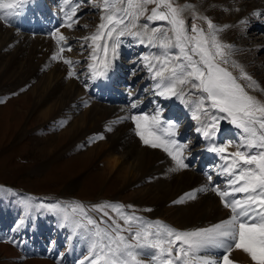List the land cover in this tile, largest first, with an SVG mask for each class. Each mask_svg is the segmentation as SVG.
<instances>
[{
  "label": "rangeland",
  "instance_id": "1",
  "mask_svg": "<svg viewBox=\"0 0 264 264\" xmlns=\"http://www.w3.org/2000/svg\"><path fill=\"white\" fill-rule=\"evenodd\" d=\"M29 2L32 4H25L28 6H25L23 10L21 9V13H24L13 16L17 17V21L10 19L5 22L0 20V24L4 27L0 26L3 28V31L0 30V39H3V42H0V61L12 58L4 47L13 42L20 45V57L23 62V68L19 66L5 70L0 64V264H65L66 254L69 250L68 244H70V247L72 245L76 246L74 250L80 255L75 260L76 262L71 261V263L80 264V261H84V264H89L85 257L88 256L92 243L91 233L87 229L62 226L65 223L62 214L49 211L42 205L80 203L84 205L88 215L98 222L99 227L109 232L114 228L113 221L121 224L125 229L127 225H124L123 219L117 212L106 208L105 211L108 212V216H104L103 212L94 209V205L119 204L123 206L122 211L126 215H135L141 218V222L160 221L177 230H189L182 222L177 221L174 213H172V206L176 203L161 208L158 214L150 212L140 196L141 183L130 187L124 186L123 183L112 177L118 174L117 171H111L108 167V169L105 168L106 166H103L105 163L100 162L99 156H95V154L92 157L88 156V152L91 150L97 152L96 143L99 142L98 140L89 138L82 141L81 144H73L71 142L72 133L66 135L69 130L65 128L77 123V119L81 115L89 114L91 106L86 104V99L90 100L92 98V102L107 107L114 106L117 103L120 106V109H117V114L121 120L128 117L123 120L130 123L132 130L135 129V124L130 119L132 115L143 113L151 115V111H146L148 104L159 105L162 110L161 115L164 114L168 121H178V130L183 129L184 143H188L184 155H186V151L189 154L190 150L193 151L190 158L185 156V163L189 167L184 169L183 172H194L204 182L201 188H207L206 191H196L195 196L204 195L205 193L210 194L213 185L219 186L222 190L227 189L228 177L223 174L225 161L220 159V154L216 152H213L216 156L209 158L208 152L213 146L220 147L224 145H228L227 152L236 151L237 147L242 144L241 130L231 124L229 120H221L219 128L226 127V129L218 137L216 135L208 141L202 133L197 132L196 129L201 127V121L206 122V117L201 116L200 121L193 119V114L187 117L188 114L193 112L190 105H186L176 97L166 99L157 94L158 90L155 89V84L158 81L152 79L142 57L152 54L160 55L162 49L150 45L146 40L142 44L139 38L131 35L122 37L119 49L123 47L122 49L126 50L119 53L118 49V58L114 60L113 67L107 76L93 78L88 64L92 62L90 57L94 45L91 44L90 40H85L84 37L90 36L96 31V27L100 23L101 10L93 6L92 0H68L67 4L64 3V0H36L35 2L29 0ZM176 2L180 5L187 3L192 6L184 12L189 28L195 22L207 30L206 21L199 18L193 21V13L197 17H208L217 29L223 26H226L225 30L228 28L227 24L219 22V16H221L223 8L220 11L214 6H220L221 4L222 7L223 3L221 1L176 0ZM240 3L243 11L242 19L246 23L241 24L239 32L245 41L244 46L248 58L245 63H241L236 56L237 42L234 39H230V41L229 39L220 40L218 37L223 44L232 46L230 49H226L229 53L228 63L222 66L237 77L238 83L250 95L264 102V89L262 86L264 84V15L254 14L264 13V10L261 12L256 10L264 7V0H240ZM77 5H80V7L74 19L78 22L71 29L66 26L62 27V25H65V14H71L72 8ZM68 6H71V8ZM154 6L149 5L148 7L151 9ZM235 8L238 11L240 7L236 6ZM56 14L59 16V27L63 28L59 30L67 37L66 49L68 46L71 47V51L66 50L63 53L65 58L73 61L71 69L62 60L51 58L53 53L57 52L61 46L57 44L52 36V33L57 29L54 20ZM30 17L34 18H31V20L37 21L40 27L44 25L46 30L39 33L36 30L37 26L34 25L33 29L25 32L32 35H24L23 21H29ZM144 23L149 24V29L163 26L167 30L170 27L164 21L149 22L142 17L139 24L142 26ZM38 37L46 39L45 42L40 44L42 45L41 50L48 54V60L36 50L34 39ZM100 43L103 44V41ZM170 51L175 54L178 49H171ZM99 55L102 57L104 55L103 51H99ZM109 56H111L110 48ZM70 70L75 72L74 77H76L77 82L75 87L77 91L81 89L80 97H82L84 104L77 102L72 110L60 111L56 117L52 118L51 114L48 113V108H46L47 104H38L37 108L34 106L36 105V103L34 104L36 98L31 96L32 91L40 84L46 88L49 82L55 84L63 78H66V84L70 85L72 83V77L68 75ZM24 71L26 73L22 75L21 73ZM242 71L250 76L251 80L244 78ZM128 80H131V82L127 86L124 85ZM19 83H24L25 88H15ZM123 86L125 87L123 88ZM49 91L50 88L46 91L47 95H49ZM185 91H188L187 87ZM198 95L199 93L192 90L191 94L185 96V99L194 100ZM136 98L147 99L149 103L144 111H132L130 113L129 108L132 103L130 101H135ZM173 99H176L174 101L177 103V107L171 105L170 102ZM55 103L57 105V102ZM181 103L188 111L182 112L180 109ZM189 107L191 110H189ZM75 109L78 110L75 111ZM213 114L224 115L216 113L215 110H213ZM40 115H43L44 119ZM72 115H74L73 118ZM222 122H224V125L228 124V126L222 125ZM88 123L89 121L83 124L80 122L82 127H86ZM45 135H52L53 139L50 140L52 145L44 153L41 151V145L43 146L46 143L41 139ZM133 137L140 140L136 133L133 134ZM141 144H143L142 141ZM166 156L171 158L169 155ZM169 161L175 163L172 158ZM103 170H106V173ZM209 176L213 180L209 181ZM146 181L149 182L150 180L147 179ZM144 186L146 185L143 184ZM239 195L237 194V196ZM87 200H91V202ZM217 203H220L222 207L224 206L220 198ZM226 211L230 212L231 210L227 208ZM132 226L135 230L137 225L133 222ZM91 227L89 226V228ZM122 234L129 238L133 235L128 231H124ZM60 237L62 240H59ZM24 243L28 244L31 249L38 251L45 248V252L29 253L24 248L22 249ZM47 249H58V254L52 257L48 254ZM219 250L220 253L212 254L218 260L223 251ZM140 251V258L144 261V264H157V262L151 260L154 250L142 249ZM230 258L237 264H253L250 257L241 250L234 249Z\"/></svg>",
  "mask_w": 264,
  "mask_h": 264
},
{
  "label": "snow or ice",
  "instance_id": "2",
  "mask_svg": "<svg viewBox=\"0 0 264 264\" xmlns=\"http://www.w3.org/2000/svg\"><path fill=\"white\" fill-rule=\"evenodd\" d=\"M27 2L0 0V20L8 22L10 17L20 15ZM64 3L67 4L68 0ZM92 3L101 10L96 31L84 37L94 45L90 57L94 63L88 65L93 78L105 77L112 69L122 37L131 35L139 38L142 44L146 40L162 49L160 55L142 57L152 79L158 81L155 84L157 94L166 99L176 97L186 105H194L193 119L200 121L201 116L206 117V122L201 121L202 126L196 129L197 132L206 139L213 138L219 131L221 120H229L241 130L242 144L236 151L227 152L228 145L209 149L219 153L225 161L223 174L228 177L227 189L215 186L212 191L220 197L224 207L231 210V215L209 227L181 231L160 221L141 222V218L135 215H126L119 204L94 205V209L103 212L104 216H108L106 208L117 212L127 225L125 229L113 221L114 228L109 232L100 228L80 203L42 207L62 214L65 222L62 226L87 229L91 233L93 239L85 257L89 264H144L140 258L142 249L154 250L151 260L157 264H237L230 258L234 249L245 253L253 264H264V102L250 95L238 83L237 77L222 66L228 63L226 49L232 47L219 40L217 33L222 29H217L208 17H197L195 13L193 21L197 18L206 21L207 30L195 22L189 28L184 12L192 6L187 3L180 5L176 0H92ZM149 5L155 6L149 9ZM79 7L77 5L71 14H65L62 27L73 28L78 22L74 17ZM142 17L149 22L164 21L170 27L167 30L163 26L149 29L148 23L139 24ZM52 36L62 46L51 58L62 60L71 69L73 61L63 56L66 50L71 51L70 46L67 49L63 46L67 44V37L59 29ZM171 49H178V52L173 54ZM99 51H103L102 57ZM68 75L72 77L75 72L70 70ZM242 76L251 80L243 71ZM192 90L199 93L198 97L185 99ZM137 106L132 104V108ZM213 110L224 115L213 114ZM161 111L157 107L152 115H132L130 119L135 124L136 135L144 145L162 148L168 153L176 163L172 171L188 168L184 156L188 144L175 139L179 124L163 121ZM100 138L103 139L102 136ZM208 179L211 181L212 177ZM206 190L204 187L186 195L195 199L196 191ZM182 202L183 198L174 201ZM133 222L137 225L135 230ZM124 231L133 233L131 238L123 235ZM213 249L223 250L219 260L210 254Z\"/></svg>",
  "mask_w": 264,
  "mask_h": 264
},
{
  "label": "bare ground",
  "instance_id": "3",
  "mask_svg": "<svg viewBox=\"0 0 264 264\" xmlns=\"http://www.w3.org/2000/svg\"><path fill=\"white\" fill-rule=\"evenodd\" d=\"M33 1L35 2L36 0H33ZM219 1L223 3L222 7H221V4L220 6L214 5L216 9L220 10L223 8V12L221 16H219V19H220L219 22H221V24H227L228 28L225 30L226 26L221 27L220 29H222V31H219L217 35L220 38V40L229 39L230 41V39H234V41L237 42V45H238V48L236 50L237 52L236 56L238 58L237 60H239L241 63H245L248 58V55H247V52L245 51V46H244L245 41L243 40V37L240 35V32H239V28L242 24L241 21H243L242 19L243 11L241 10L242 4L240 3V0H219ZM26 4L30 5L32 3L28 1ZM25 6L26 5H24L22 10L25 8ZM236 6L240 7L238 11H236V8H235ZM68 7L71 8V6H68ZM256 10L261 12L262 10H264V7L257 8ZM25 15L27 14L25 13ZM58 17H59L58 14H56V17L54 19L56 21L55 27H57V29H63L62 27H59ZM31 18L32 17H30L29 21H25V22L23 21V25H24L23 34L24 35H32L30 33L28 34L25 32H27V30L29 29H33L34 25L37 26L36 30L39 33H42L46 30L44 25H42L40 21L39 23L42 25L41 27L39 26L37 21L31 20ZM10 19L12 21H17V17H13V18L10 17L9 20ZM0 26L2 25L0 24ZM2 27H0V30L3 31L4 27L3 28ZM34 41L36 43L35 46H36L37 52L40 55H42L45 59L48 60V54L41 50L42 45L40 44L42 42H45L46 39L43 37H38L34 39ZM0 42H3V39H0ZM122 48L123 47L119 49V53L122 52V50H126ZM4 49L7 53L11 55L12 58L0 61V64H2L3 70L7 68H11V67L12 68L14 67L16 68L19 66L22 67L23 62L20 57V45L10 42L8 43V46L4 47ZM91 63H94V61H92ZM25 73L26 71L22 72L21 74L25 75ZM30 75L32 76V73ZM65 81H66V78H63L62 80H60L59 82L55 84H52V82H49L46 88L41 84L38 85V87H36V89L32 91L34 95L33 94L31 95L33 96V98L34 97L36 98L34 99L35 101L32 98V100L34 101V104L36 103V105L34 106L36 107L38 106V104H42V105L47 104L46 108H48L49 110L48 113L51 114L52 118H54L59 114L60 111L72 110L77 102L80 104H84L82 102V97H80L81 89L80 91H77L75 87L77 85L76 77L72 76V83H70V85L66 84ZM130 82L131 80L130 81L128 80L127 83L124 85L127 86L128 83ZM121 84L123 83L121 82ZM262 86L264 89V84ZM124 87L125 86H123V88ZM15 88H25V85L24 83H19ZM49 88H50L49 95H47L48 93L46 91ZM91 99L90 100L86 99V104H90L89 106H91L90 107L91 110H89L90 111L89 114L81 115L80 117H78L77 123H73L71 126H68L67 128H65L70 131V132L68 131L66 135H70V133H72L71 142H73V144H81L82 141H86L89 138L98 140L99 142L96 143L97 152L94 150H91L88 152L89 153L88 156L92 157V155L94 156V154L95 156H99L100 162L105 163L103 165V166H106L105 168L108 167L111 171L118 172V174H115L112 177H115L114 179L123 183L124 186L130 187L134 184L141 183L142 186L140 187L141 188L140 196L143 198L144 203L146 207L149 208L150 212L158 214L160 213L161 208L167 206L168 204H173L174 201H178L181 198H183V202L176 203V205L172 206L173 208L171 210H172V213H174L177 221L182 222L185 226H187L186 229L192 230L195 228L211 226L215 223H219L221 220L229 218V216L231 215V211L227 212L226 211L227 208L225 209L224 206L222 207L220 203H217L220 197L216 194V192L212 190L210 191V194L212 195H210L209 193H205L204 195L202 194L196 195L195 199L187 198L188 196L186 194H190L192 193L193 190H197L204 185L203 180H201L200 177L196 176L197 174H195L194 172H191V173L189 171L183 172L184 169L172 171V169L176 167V164L169 161L171 160V158L166 156L168 154H166V152L162 148H152V147L141 144V140L135 139L133 137V134L136 133L135 129L132 130V127H130V123L125 122L123 119L121 120L119 115L117 114V111H118L117 109L120 107L117 105V103L114 106L107 107V106H103V104L98 105L95 102H92ZM136 99L137 100L135 101H130L132 102L129 108L131 110L130 113L132 111L133 112L144 111L146 109L147 104L149 103V100L144 99V98L142 99L136 98ZM54 100L55 102H57V105L54 102ZM174 100L176 99H173L170 103L172 106L177 107V103H175ZM133 103H136L138 106L136 108H132ZM190 106L192 108L194 107V105H190ZM157 107L160 108V106L157 104H154V105L148 104V108L146 109V111L147 112L151 111V113L154 114ZM180 109L182 110V112L188 111L187 108L185 109L183 107V103H181ZM76 110L78 109H75V111ZM189 110H191V108ZM121 112H122V109H121ZM40 116L44 119L43 115H40ZM189 116H192V113L188 114L187 117ZM73 117L74 115H72V118ZM161 119L163 121H168L166 120L164 114L161 115ZM86 121H89V123L87 124L86 127H82V124L85 123ZM80 122L82 124H80ZM173 122H176L178 124V121L176 120H174ZM221 124L224 125V122H222ZM224 126H228V124ZM220 128L216 134L217 137L222 131L226 129V127H224L223 129H220ZM183 134H184L183 129L178 130V133L175 139L179 143L188 144L186 142L184 143ZM61 136H65V135H61ZM101 136L103 137V139L100 138ZM51 138L53 139L52 135L51 136L45 135L41 139L45 141L46 143L43 146L41 145V151H43L44 153L47 152L48 148L52 145V142L50 141ZM209 140L210 139H208V141ZM53 145L55 146V144ZM208 153H209V158L211 156H216V154L213 153L212 151H209ZM192 154H193V151L190 150V154L188 153V151H186V155L184 156L190 158ZM103 171L106 173V170H103ZM193 175L194 177L192 178ZM147 179H149L150 181L147 182L146 181ZM143 184L146 186L143 187ZM198 184H200V186H198ZM214 186L215 185H213V187ZM59 240H62V238L60 237ZM68 245H69V250H68V253L66 254L67 258L65 259L64 263L73 264L71 263V261L77 260L78 257H80V255L76 253L74 250L76 249V246L72 245L70 247V244ZM22 246L25 250L29 251L30 253L31 252L32 253L45 252V248H41L39 251L34 250L33 248L31 249L30 246L26 243H24ZM47 251H48V254L52 256H56L58 254V249H54V250L47 249ZM218 253H220L219 249L210 250V254L214 255Z\"/></svg>",
  "mask_w": 264,
  "mask_h": 264
}]
</instances>
